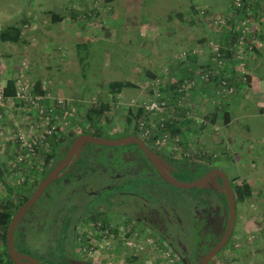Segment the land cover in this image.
<instances>
[{"label": "rangeland", "instance_id": "obj_1", "mask_svg": "<svg viewBox=\"0 0 264 264\" xmlns=\"http://www.w3.org/2000/svg\"><path fill=\"white\" fill-rule=\"evenodd\" d=\"M73 1L84 2L85 0H0V5L5 8V11L0 9V28L10 23L12 11L16 12V19H21L23 17V11L26 9L29 11L43 9L47 10L46 12L48 13L51 8H55L59 13H62L66 12L68 4ZM91 2H89L88 5H90ZM132 2V4H129L130 0H112L111 2L102 0L103 6L100 12L96 13V19L98 16L103 19L102 21L104 22L106 18L115 17L118 21L114 24L112 23V18L109 21L105 20L107 22L103 27L106 31H110L111 38L103 42L95 38L92 43H87L84 48H81L79 53L77 52L83 59L90 55V67H88L87 59L83 60L84 64H82L81 71L80 67L78 68L76 65L71 71L70 76L74 80V83L78 84L77 87L69 91H63L65 94L68 93L66 98H64V96L62 97V95H55L57 98L62 99V106H65L67 110L63 109L61 105L55 104L57 103L55 101L57 98H52L50 100L49 103L55 105V114L58 116L56 120L55 114L53 115L52 118H54L55 121L52 125L54 123L57 124L56 128H58L57 131L60 134L68 132L69 130H74L79 124L81 125L86 108L90 106L93 101L108 100L110 102V107L107 115L122 119L123 114L127 111L126 105L132 103V99H136V102H140V100H147L152 96H157L158 98L163 96L164 100L167 101L169 92L166 81L167 79L171 82L175 81L180 74L174 75L173 73L172 75L165 73L164 71L169 70L165 62L171 61L176 63L184 59L187 56L189 46L194 44L193 41L195 39L203 35H205L203 39L205 41L206 50L208 49L211 55L213 53L212 47L214 44L218 43L219 48L222 45L219 39L222 26L219 32H217L214 27V20L212 19L229 13V3L231 0H204L202 5L206 6V9L204 13L201 12L199 15L203 22L199 24L197 22V17L192 24H188V20H184L181 25L177 26L181 34L184 35L185 41L182 42V45L185 48L180 51L179 49L173 50L172 53H170L171 55L168 52L170 44L164 36L166 35V27H164L163 24L167 22L165 16L167 14H174L177 11L184 12L187 10V0H132ZM76 6L82 8L85 5L76 3ZM208 10H211L210 13L212 14H210ZM93 11L94 9H91V12ZM9 14L10 16H8ZM123 18L129 21L127 23L124 21L121 22ZM186 19L189 18L186 17ZM32 21L33 24L27 23L33 25V28L31 26V28H27L24 24L17 23L21 31L19 40L22 38L28 39L30 35L32 37V33L38 31L41 28V24L47 22L43 19L36 20L34 18H32ZM149 21L156 25L152 27L146 26ZM39 22H41V24ZM241 24L238 23L235 25V30H238L240 35L237 41L238 44L233 47V51L237 52L240 57L238 68H235L237 73L234 76L240 77L244 75L243 80L248 84L247 80L250 75L248 73L247 63H252L251 68L253 70L256 69V74H260L258 77L261 76L264 79V32L262 33L263 37L261 39L259 37L253 38L252 44L258 49L257 52H254L255 54L246 53L247 58H244L243 56H245V53L242 51L245 36H248L255 31V29L259 32L264 31V9L258 21L249 20L247 21V26H243L242 24V31ZM150 33H152V36ZM98 34H100V32H97V35ZM30 47H32V52L36 58L37 54L35 49L38 47V44L35 43V40H33ZM97 47L102 48V51L106 50V52H109V55H106L109 62L108 65L102 57L98 60L99 52ZM68 50L72 53L74 49L70 48ZM202 50L204 49H200V51ZM5 51L16 52L17 49L16 46L11 45L10 42L4 43L0 41V65L1 63L2 65L3 63L5 64V62L2 61L3 52ZM75 52L73 51V53ZM158 53L162 55H159L161 58L156 57ZM95 61H97V64H94ZM133 62L136 65L134 69H132V72H128L130 64ZM146 69L156 74V79L152 84L144 77ZM82 72H85V76L81 74ZM182 74L185 76L188 73L183 72ZM258 77L253 78L256 79ZM81 78L86 79L82 81ZM116 79H129L138 86L124 88L116 96V100L110 101V94L107 92L106 85L108 81ZM198 81H202V79ZM19 82L20 81L14 80L15 88L19 85H28L27 83L19 84ZM255 82L256 81H253V83ZM203 83L208 86L210 84L209 82ZM3 84H7V80ZM211 85L212 84H210V86ZM162 86H164V88H162ZM208 86L202 89L195 87V92L197 93V90L200 92V94L197 93V96L194 95L195 93H192L194 89H190L189 92L186 91L185 96L182 98L184 104H195L197 106L200 113H194V115L200 117V121L194 120L190 123L189 127L183 126V130H185L187 135H185V138L181 137L182 142H185V144H179L180 153L189 152L190 155H193L195 152L205 151L211 154L210 163H215L223 167L232 165L233 168L230 170L235 171V175L238 174L236 182L253 183V186H251L253 189L252 195L246 200L245 205H241L239 210L241 215L238 227L240 228L243 224V227H248L249 231L245 230V228L236 230L234 242H238V245L234 246L235 249L230 255L225 254L223 258L220 259V263L264 264V257L262 258L260 255V250L264 247V244L262 245L264 241L261 239L262 237L264 238V234L261 235V230L264 229V197L261 194L263 187L261 184L264 179V175L261 174L264 170L262 169L264 167V89L258 86L255 89L246 86L245 88L242 87L230 91L228 88L218 85L214 90L213 85L212 90L214 91L209 92L210 87ZM259 86L261 87V85ZM29 87L30 86H27L28 89ZM150 91H153V93ZM10 98H14V103L11 100V102L8 103L10 107L4 108L2 106L3 110L0 111V119H3L2 115L6 116L4 121H0V149L4 151L1 155L2 163L0 164L4 169H7V171L3 172L4 179L12 185L13 190L8 193L9 190H7L4 185V181L0 179V204L13 195L14 199L16 198V190L18 189L19 182L26 179V174L29 175L27 182L28 186L33 185V182L39 177L41 168H43L45 154L50 151L49 143H43L39 145L40 150L37 149L36 157L33 158L32 163H30L32 166L24 164V166L20 168V171L17 172L11 168L13 162L16 161V156L21 152L14 134L19 128L25 129L24 121L32 119L33 116H30L32 111L28 112L31 109L28 106L30 104L28 100L16 98L15 94ZM223 98L227 99V104L230 102V105H226L227 109L230 111V119L228 122L223 120L222 115V109L225 105H221L219 102V99ZM128 107H132L131 109L135 112L136 106L129 105ZM202 107L207 111V115L213 116V119L210 118L206 123L202 124L200 128L201 119H203L204 116ZM260 108H262V112H259ZM182 112L183 113L180 114V111H177V114H180L181 117L189 114H187L185 110ZM215 113H217V116H214ZM159 114L160 113H157V115ZM157 115H151L152 117L146 115L144 119H146L149 125H153L154 122L156 123L158 118ZM190 119L194 118L191 116ZM83 124L85 125L86 123L83 121ZM229 133L232 135L229 136ZM244 133L247 135L246 139L243 137ZM251 161L253 162L252 167L250 164ZM23 163L24 162L20 164L22 165ZM255 217H258L259 224L257 222L244 224L243 220L251 221ZM149 258L152 260L151 257ZM149 258L146 256L145 261L144 257H139V259L131 263L122 262V264H149ZM154 264L158 263L154 262ZM176 264L179 263L176 262Z\"/></svg>", "mask_w": 264, "mask_h": 264}, {"label": "flooded vegetation", "instance_id": "obj_2", "mask_svg": "<svg viewBox=\"0 0 264 264\" xmlns=\"http://www.w3.org/2000/svg\"><path fill=\"white\" fill-rule=\"evenodd\" d=\"M86 126L59 134L62 141L53 147V156L41 168L28 198L81 134L139 138L166 160L178 183L167 180L135 142L88 141L78 154L68 157L59 175L16 222L17 248L51 264H122L139 257L146 261V253L155 247L159 259L161 248H167L179 264H221L220 259L230 255L236 230L245 228L243 224L238 227L239 210L250 198L238 196L240 183L234 171L194 156L163 151L142 136L134 122L128 125L119 117L109 115L97 128ZM213 169H222L226 179L218 176L215 180V171L207 186H185ZM17 196L9 197L14 205L21 206L28 199L20 203ZM257 218L243 222L259 224Z\"/></svg>", "mask_w": 264, "mask_h": 264}, {"label": "crops", "instance_id": "obj_3", "mask_svg": "<svg viewBox=\"0 0 264 264\" xmlns=\"http://www.w3.org/2000/svg\"><path fill=\"white\" fill-rule=\"evenodd\" d=\"M85 0L84 2H71L68 4L66 12H58L55 8H51L50 11L47 13V10L43 9H34L35 11H29L25 10L23 11V17L21 19H16V12L12 11V19L9 24L7 25H17V23H22L25 26L32 27L33 21L32 18L36 20H46L44 24H41V28L32 33V37L28 39L22 38L17 43H11V45L16 46L17 51L16 52H3V62L5 64L1 63L0 65V83H4L6 80L13 79L15 81H20L19 84H28V86L31 87V84L36 81H41L42 89L44 90V100H51L52 98H57L55 95H62L64 98H66L68 93H64L63 91H69L75 87H77L78 84L74 83V80L70 76L71 71L75 68L77 65L78 68L80 67V71L82 68V64H84V59H87L88 67H90V55L81 58L78 48H82L79 45H84L86 43L90 44L92 43L95 38H98V41H105L110 36V31H106L104 29V25L107 21H109L111 18L113 19V22L115 24L117 19L115 17H110L109 19H104V22L102 21L100 17L97 16L96 19V13L100 12L102 9V0ZM112 0L108 1L111 2ZM89 2H91L90 5ZM94 2V3H93ZM204 0H187L188 8L184 12L177 11L174 14H167L165 18L167 19V22H165L164 27H166L165 32L166 39L168 40L170 44V48L168 50L169 54L172 53L173 50L179 49L182 50L185 47L182 45V42L184 40V35L181 34L180 29H178L177 26L181 25L183 21L188 20V24H192L195 20V18L198 17L197 22L200 24L202 21L201 12H205L206 6L202 5ZM76 3H79L81 5H85L82 8H78L76 6ZM132 0H130L129 4H132ZM0 9H3L5 11V8L0 5ZM91 9H94L93 12H91ZM34 13V14H33ZM10 16V14L8 15ZM184 17V18H183ZM188 17L189 19H186ZM107 20V21H105ZM18 21V22H17ZM127 23L128 19H122L121 22ZM30 24H28V23ZM156 24L149 21L146 26L152 27ZM30 27V28H31ZM102 29V30H101ZM138 30V29H135ZM140 30V29H139ZM48 32V33H46ZM97 32H100V34L97 35ZM85 33V34H84ZM96 33V34H95ZM152 33H150L151 35ZM148 35V33H147ZM152 36V35H151ZM205 36V35H203ZM203 36L199 37L198 39H195L193 41V45L189 46L188 48V55L181 59L180 61H177L176 63H173L171 61L165 62L167 64V67H169L168 71H164L165 73L174 75H183L182 73H199V72H205L207 71L208 74H214L213 69H217L219 66L218 64L214 63L212 60V57L210 59V55L208 49L206 50L205 41L203 40ZM33 40H35V43L38 44V47L35 49L36 51V58L34 57V54L32 52V45ZM189 41V40H187ZM2 42V41H1ZM5 43V42H4ZM19 43V44H18ZM74 49L72 50V53H70L68 49ZM200 49H204L200 51ZM97 50L99 52L98 60H100V57L103 58V60L108 65V59L106 58V55H109V52H106V50L102 51V48L97 47ZM73 51L75 53H73ZM78 52V53H77ZM150 54V53H149ZM147 54V55H149ZM161 54H156V57H159ZM165 55V54H164ZM171 55V54H170ZM162 56V55H161ZM246 56V54H245ZM239 59L238 55H232L233 60V71L234 73H237V70L235 68H238L239 62L235 59ZM244 57V56H243ZM78 58V59H77ZM161 58V57H159ZM247 58V56H246ZM77 61V63H76ZM97 61L94 62V64ZM238 62V63H237ZM26 63V64H24ZM237 63V64H236ZM99 64V62H98ZM252 64V63H251ZM251 64L247 63L248 66V73L250 77H248V84L246 82H243V86H240V88L250 87V88H263L264 89V79L259 75L256 74V69L251 68ZM135 63H131L128 72H132V69L135 67ZM86 67V66H85ZM174 71V72H173ZM85 72H83L84 74ZM82 74V73H81ZM204 74V73H203ZM253 77H258L254 79ZM86 79V78H84ZM83 78H81L82 81H84ZM237 79H239L237 77ZM253 81H256L253 83ZM213 83V82H211ZM210 83V84H211ZM204 84L203 82H200L196 88L202 89L205 86H208L212 89V85L210 86ZM261 85V87L259 86ZM194 91L192 93H195L194 95L197 96V93L200 94V92L197 90V93ZM54 96H53V95ZM14 103V98H7L6 102H4L3 107L9 108V102ZM242 103V102H241ZM204 104V103H203ZM244 104V102H243ZM226 105H230L226 104ZM188 107L186 109H182V111L185 110V112L188 114L187 116L190 118L192 116L191 122H193L195 119L194 113H200V111L197 109V106L195 104L187 105ZM3 107H0V111L3 110ZM203 110V115H207V111ZM193 111V113H192ZM262 112V108L259 109V112ZM193 114V115H191ZM3 119H0V121H4L6 116L2 115ZM212 116V115H211ZM200 119V117H198ZM198 125V124H197ZM185 128V127H184ZM185 131V130H184ZM232 134L229 133V136ZM240 137V136H239ZM236 137V138H239ZM243 137L246 139L247 135L244 133ZM242 138V137H241ZM249 145V144H248ZM4 153L2 149H0V163L1 161V155ZM253 162L251 161V167ZM5 167V166H4ZM264 169V167L262 168ZM261 174L264 175V170L261 172ZM264 178V176H263ZM259 181V180H257ZM251 186H253V183H249ZM257 184V182H256ZM262 187V195L264 197V179L263 183L261 184ZM261 235L264 234V229L261 230ZM262 241H264V238H261ZM264 243H262L263 245ZM260 255L263 258L264 257V247L260 250Z\"/></svg>", "mask_w": 264, "mask_h": 264}, {"label": "trees", "instance_id": "obj_4", "mask_svg": "<svg viewBox=\"0 0 264 264\" xmlns=\"http://www.w3.org/2000/svg\"><path fill=\"white\" fill-rule=\"evenodd\" d=\"M106 1H110V0H106ZM233 0H231L230 4V10H228L229 13L224 14L223 17L226 19L225 23L222 25V31L220 33L219 39L221 47L219 48V53H220V58H222L223 64L221 66H217V69H213L214 74H209L207 71L205 72H199V73H191V74H187L185 76L180 75L176 78L175 81H170L169 79H167V85H168V100L166 101L169 107H173L174 108V112L180 111V114L183 113L181 109H179L176 105L178 99L181 96H185L186 92L180 90V87L182 86V84L184 83V81H193V84L190 86L189 89H187V91L189 92L190 89H194L196 86H198L199 82H206V83H211L212 86L214 87V90L216 89V87L218 85H222V81L225 82L226 87H231L232 91L234 89H239L240 86H243V78L244 75L238 77L239 79H237V77H235L234 75L236 73H234L235 71H233V60H232V55H237L238 53L233 51V47L236 46L240 32H238V30H235V25L240 23L242 20L245 21H258L260 18V14L262 13V10L264 9V0H241V4L238 7H235L233 2ZM262 7V8H261ZM208 12L210 13L211 10H208ZM212 14V13H210ZM218 32V31H217ZM259 32L255 29V31H253L251 34H249L248 36L244 37V46H242V51H244V53H253L257 52L258 49L255 48V46L252 44L253 38L259 37L260 39L263 37V33ZM20 27L18 25H6L2 28H0V41L2 42H11V43H17L19 41L20 38ZM204 40V39H203ZM87 45H79L82 48H84ZM81 48H78V51H80ZM223 53V54H222ZM188 55V53H187ZM213 55V53H212ZM211 53L210 55H208V57L210 56V59L212 57ZM82 58V56H80ZM234 58V57H233ZM244 58H246V56H244ZM235 59V58H234ZM236 61H239V59H235ZM244 60V59H243ZM214 62V61H213ZM215 63V62H214ZM217 64V63H216ZM248 68V67H247ZM204 73V74H203ZM240 74V73H239ZM82 75L85 76V73ZM206 75L207 78H205L204 76ZM208 75V76H207ZM144 77L146 78V80L149 83H153L156 79V74L154 72H150L148 69L145 70V74ZM202 79V81H198ZM208 80V81H206ZM197 81V82H196ZM138 86L135 82H133L132 80L129 79H116V80H110L107 82L106 88H107V92L110 97V101L111 100H116V96L124 89V88H131V87H136ZM165 86V85H164ZM164 86H162V88H164ZM234 87V88H233ZM15 85H14V80H7V84H5V88H4V94H5V98H10L13 97L15 94ZM213 89V88H212ZM209 88V92H213L214 90H212ZM31 92L33 94H39V95H44V90L42 89L41 86V81L40 80H36L31 84ZM151 92V91H150ZM153 93V91L151 92ZM214 94V93H213ZM170 95V96H169ZM158 98V97H157ZM159 100H164L163 96H160L158 98ZM227 99H219V102L221 105H225V107L223 106V111H222V115H223V120L225 122H228L230 119V111L227 109L226 104L228 101H226ZM43 105L45 106H49L50 105V101L47 100L45 101L43 98L40 101ZM56 105H59L57 103H55ZM109 104L110 102L108 100H100L98 102H92V104L90 106H88L86 108V111L83 115V120L81 123V127L84 125V123H87L88 125L87 127L90 128H97V125L99 123L102 122L103 119H105L109 110ZM63 109L67 108L65 106H62ZM132 107H127V111H125V113L123 114V119L124 121H126V123L128 125L132 124V122H134V126L136 129H138L139 131V126L138 123L140 121V119L142 118V115L144 114V111L140 108V107H136L135 112H133V110L131 109ZM1 109V108H0ZM170 111V109H168ZM32 111V113L30 114V116H33L34 113L36 112L35 108H31L28 112ZM214 116H217V113H215ZM105 117V118H104ZM213 119V116L210 115H204L203 119L200 123V128L202 127V124L206 123L209 119ZM158 119V118H157ZM191 120L188 116L185 118L184 116L182 117V119H174V118H169V117H165L163 120V124L160 125L159 124V119L158 122L156 124V129H150V132L148 134V136L152 141H155L156 137L163 134L164 132H169L170 136H175L178 135L179 136V142H182V138L186 137L185 135H187L185 133V131L183 130V126H188L191 123ZM58 128H56L53 132V134L46 136V138L44 139V143H49L50 146V151H48L45 154V159H44V163L43 165H46V163L49 161V159L53 156V153L51 152L53 147H56V145H58L61 141H62V137H59V132L57 131ZM140 133V132H139ZM63 134V133H61ZM182 137V138H181ZM185 144V142L183 143V145ZM37 149L40 150V146L36 147V151ZM199 150V149H198ZM197 158V156H196ZM210 158H211V154L206 153L204 151V153H202L201 157L197 158L199 161H203L205 163H210ZM213 164V163H210ZM24 166L23 164H19V168H13L14 170H16V172L18 170H20V168ZM229 168H233L232 165H229ZM229 169V170H230ZM7 171V169H4L1 164H0V179L2 181H4V185L6 186L7 190H9L8 193H10L13 190L12 185L5 180L3 172ZM235 172V171H234ZM43 174H45V171H42ZM26 179L22 182H19L18 185V189L16 190L17 193V197L20 199V203H22L23 201H25L28 196L30 195L31 191L33 188H31V186H28L27 182H28V174L25 175ZM235 179L238 178V174L234 176ZM1 181V182H2ZM237 192H238V196L242 199V198H248L252 195L253 193V189L251 187V185L248 182H242L240 183V185H237ZM18 205V204H17ZM17 205L13 204V200L11 199H5L1 204H0V264H7V263H11V264H15L11 258L9 257L8 253H7V249H6V231H7V226L8 223L10 221L11 216L13 215V213L15 212V210L18 208ZM129 260H132L131 256L128 258Z\"/></svg>", "mask_w": 264, "mask_h": 264}, {"label": "built area", "instance_id": "obj_5", "mask_svg": "<svg viewBox=\"0 0 264 264\" xmlns=\"http://www.w3.org/2000/svg\"><path fill=\"white\" fill-rule=\"evenodd\" d=\"M233 4L235 7H238L241 4V0H233ZM212 20H214L215 24V30L219 32L220 27L225 23L226 19L223 16L219 17H214ZM243 24V26H247V21L242 20L240 24ZM242 24L241 26V31H242ZM251 34V33H250ZM212 59L217 63L218 65L223 64V59L220 58V53H219V47L218 43L214 44L212 47ZM205 78L206 75L204 76ZM152 84V83H151ZM193 84V81H184L182 86L180 87V90L182 91H187V89L190 88V86ZM222 86L225 88V82L222 81ZM28 86V85H27ZM27 86L19 85L16 87L15 91V97L19 99H24L29 101V107L30 108H35L36 112L33 115V118L24 121L25 122V129L19 128L16 133L14 134L15 140L18 144V148L20 149V153L16 156V161L13 162V168H19V164L24 162V164L32 166V160L33 158L36 157V147L39 145H42L44 143V139L46 136L51 135L53 131L56 129L57 124L52 123L55 121L53 115L55 114V105L53 103H50L49 106L43 105L40 101L42 98H44L43 95L39 94H33L31 92V88H27ZM4 88L5 85L0 83V107L4 105V102H6L5 94H4ZM230 91H232L231 87H228ZM183 96H181L176 105L179 109H186L187 105L183 103L182 101ZM136 99H132V103H129V105H133L136 107H140L143 111L144 114L142 115V118L140 119L138 126H139V132L142 136H148L150 129H156V124L159 119V124H163V120L165 117H171L174 119H182L180 114H176L174 112L173 107H169L167 102L165 100H159L157 96H152L147 100H140V102H136ZM57 104L62 106V99L57 98L55 99ZM94 102V101H93ZM92 103V102H91ZM126 105V108L129 106ZM168 109H171L170 111ZM168 110V111H167ZM157 113H160L157 115ZM146 115L151 116V115H157L158 119L156 120V123L154 122L152 124H148L146 122ZM152 117V116H151ZM184 117H187L185 115ZM55 118L57 120L58 116L55 114ZM197 121H200L198 117H195ZM202 120V119H201ZM81 125L79 124L76 129H80ZM155 144L161 148L163 151H167L170 153H180V142H179V136H170L169 132H164L163 134L159 135L155 139ZM164 147V148H163ZM202 153L204 151H199L195 152L193 155H190L189 152L185 153L183 152L182 154L194 156L197 158L201 157ZM20 171V170H18ZM235 245H238V242L235 243ZM140 248V247H139ZM157 250V248H154ZM155 250H152L150 252H147V256L150 255L151 259L149 264H154V262L158 264H176V261L173 259V257L170 255L169 250L167 248H161V253H162V259L158 258V254H156Z\"/></svg>", "mask_w": 264, "mask_h": 264}, {"label": "water", "instance_id": "obj_6", "mask_svg": "<svg viewBox=\"0 0 264 264\" xmlns=\"http://www.w3.org/2000/svg\"><path fill=\"white\" fill-rule=\"evenodd\" d=\"M88 141H93L96 143H102V144H115V143H123V142H135L137 143L147 154L149 159L154 163L158 171L169 181L178 183L175 178L170 173L171 167L166 162L164 158H162L160 155L152 152L149 150L146 145L137 137L134 136H127L119 139H111V138H105V137H95L90 134H81L76 136L73 140L71 145L69 146L68 154L56 165L54 166L43 178H41L35 188V190L32 192L31 196L21 205L18 209L13 213V215L10 218V221L7 226L6 231V249L9 257L15 264H51L47 261L38 260L37 258L31 256L27 252L17 248L14 245V227L16 222L19 220V218L23 215V213L26 211V209L32 205V203L35 202L36 198L39 196V194L43 191V189L47 186V184L55 177L59 175V170L66 164L68 157L72 154H78L81 147ZM217 171V175L214 176L215 180L218 176L222 177L223 179H226V174L222 169H213L211 172H208L201 176L198 179L193 180L189 184H186L185 186H207L209 179H211V174L213 172ZM184 186V185H183ZM232 202V200H231ZM213 252V251H212ZM210 252L208 256L212 254ZM203 264V263H200Z\"/></svg>", "mask_w": 264, "mask_h": 264}]
</instances>
